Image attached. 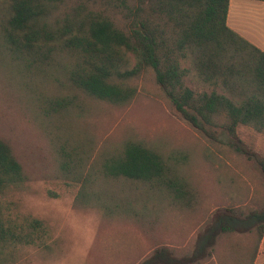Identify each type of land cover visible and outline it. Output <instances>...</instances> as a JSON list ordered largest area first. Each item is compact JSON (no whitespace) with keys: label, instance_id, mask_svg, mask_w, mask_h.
Masks as SVG:
<instances>
[{"label":"trees","instance_id":"trees-1","mask_svg":"<svg viewBox=\"0 0 264 264\" xmlns=\"http://www.w3.org/2000/svg\"><path fill=\"white\" fill-rule=\"evenodd\" d=\"M62 1L0 0V76L12 78L24 91L42 129L72 107L79 113L83 99L127 105L137 94L139 80L150 75L193 128L206 125L234 138L240 126L264 134V52L227 26L229 0H79L71 14L57 18L54 11ZM98 1L110 9L122 4L123 22L113 13L87 10L88 2ZM186 59L209 92L195 93L186 86L188 69L181 66ZM45 86L52 91L46 92ZM90 144L79 139L78 157L65 156L58 165L62 179L82 183L77 199L101 206L105 191L93 181L104 180L154 184L174 199L182 196V186L171 181L173 172L162 154L132 140L113 155L102 156L90 168L92 173L83 175ZM252 157L264 173V160ZM27 180L10 141L0 137V264H12L23 248L50 247L42 221L10 214L5 198ZM234 234L256 237L253 262L264 237V207L219 210L189 254L159 247L140 264H198L211 257L221 238Z\"/></svg>","mask_w":264,"mask_h":264},{"label":"rangeland","instance_id":"rangeland-1","mask_svg":"<svg viewBox=\"0 0 264 264\" xmlns=\"http://www.w3.org/2000/svg\"><path fill=\"white\" fill-rule=\"evenodd\" d=\"M78 4L79 0H63L55 8V17L71 14ZM117 6L106 8L98 1L86 7L113 13L122 23L124 6ZM227 25L264 52V2L229 0ZM181 66L188 69L187 87L195 93L210 91L196 77L190 59ZM45 91L52 90L45 86ZM82 102L79 113L72 107L42 129L24 91L12 78L0 76V137L10 141L28 179L5 199L12 216L36 218L46 225L50 246L23 248L12 264H140L159 247L181 256L192 251L197 235L215 212L264 207V173L252 157L264 160V134L240 126L234 138L206 125L193 128L150 75L139 80L137 94L127 105L88 98ZM84 138L91 143V152L85 155L83 175L92 173L90 168L102 156L113 155L122 143L132 140L162 154L173 172L168 181L182 186V196L174 199L154 184L104 180L93 181L95 188L105 191L101 206L77 199L82 183L72 185L62 179L58 165L65 156L78 157L79 139ZM255 247L254 235L225 236L211 257L198 264L263 263L264 237L251 262Z\"/></svg>","mask_w":264,"mask_h":264},{"label":"crops","instance_id":"crops-1","mask_svg":"<svg viewBox=\"0 0 264 264\" xmlns=\"http://www.w3.org/2000/svg\"><path fill=\"white\" fill-rule=\"evenodd\" d=\"M228 9H229V2H228ZM228 9H227V17H226V24H227V20H228ZM228 26V25H227ZM232 30V29H231ZM235 32V31H234ZM236 33V32H235ZM239 35V34H238ZM242 37V36H241ZM245 39V38H244ZM249 42V41H248ZM260 255L262 254L261 251L259 253ZM257 262H254V264H256ZM260 264H264V260H263V263H260Z\"/></svg>","mask_w":264,"mask_h":264}]
</instances>
